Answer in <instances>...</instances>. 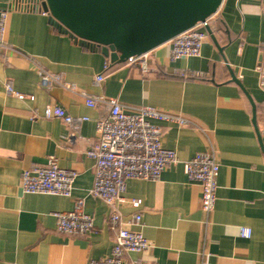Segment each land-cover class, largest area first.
Segmentation results:
<instances>
[{"label":"crops","instance_id":"crops-1","mask_svg":"<svg viewBox=\"0 0 264 264\" xmlns=\"http://www.w3.org/2000/svg\"><path fill=\"white\" fill-rule=\"evenodd\" d=\"M6 27L0 49V264H88L110 255L119 228L140 231L151 243L146 252L125 254L128 264H264V91L255 72L264 53V0H222L199 57L172 61L166 42L149 52L147 74L84 48L39 13H10ZM37 64L79 91L117 99L126 113L150 107L190 122L150 119L161 128V146L179 163L156 181H126L115 229L108 223L112 209L90 194L95 161L86 155L96 142V121L109 109L87 107L77 92L57 85L41 87ZM97 74L104 76L100 84ZM47 106L88 120L72 135L62 120L44 118ZM210 145L219 171L214 209L206 215L200 187L187 180L182 162ZM50 157L76 172L71 196L22 193L23 171ZM78 200L92 230L60 233L53 213L72 211ZM134 200L138 207L130 204ZM134 215H140L138 224ZM241 227L250 231L248 238L240 236Z\"/></svg>","mask_w":264,"mask_h":264},{"label":"built area","instance_id":"built-area-1","mask_svg":"<svg viewBox=\"0 0 264 264\" xmlns=\"http://www.w3.org/2000/svg\"><path fill=\"white\" fill-rule=\"evenodd\" d=\"M44 2V0H0V49L5 48V38L8 35L6 21L10 13H39L46 16L50 25L61 32V27L48 12L43 10ZM216 13L217 11L204 22L197 23L171 38L167 42L169 43V59L175 61L199 57L201 47L208 38L206 28L213 23ZM148 55L149 52L129 57L125 63L147 74L150 70L147 65ZM36 66L41 87L50 89L52 85H57L69 92H77L84 98L87 107L93 108L101 104L109 109L106 119L96 121V142L86 151V155L95 161L94 182L90 194L104 201L112 209L108 223L111 229H115L120 220L118 206L125 202L122 195L126 181L129 179L156 181L167 167L179 163L173 150L164 149L161 146V128L150 123V119L184 126L190 125V122L150 107H141L134 113H126L117 99L97 97L79 91L73 84L65 82L60 74L51 73L38 64ZM255 72L258 77V86L264 91V53L259 56ZM189 76L196 79L203 77L199 73H190ZM103 81L102 74L94 77L96 84ZM7 90L11 92L8 85ZM44 118L62 120L71 128L72 135L77 134L80 124L88 120L86 117H71L59 106H47L44 110ZM182 166L187 180L199 185L201 209L209 215L214 209L219 171L213 147L210 145L207 151L196 153L191 159L182 162ZM76 176L75 171L59 168L55 158L50 157L44 166L35 165L23 171L20 190L25 194L70 197ZM130 204L138 207L139 201H130ZM53 216L57 221V230L63 234L85 235L93 228L92 219L83 212V202L80 200L76 201L72 211L53 213ZM132 222L138 224L140 215H134ZM239 233L241 237L250 236V231L244 227L239 229ZM150 247L151 243L143 237L140 231L119 228L110 255L89 261L88 264H128L124 258L125 254L146 252ZM130 264L153 263L133 260Z\"/></svg>","mask_w":264,"mask_h":264},{"label":"water","instance_id":"water-1","mask_svg":"<svg viewBox=\"0 0 264 264\" xmlns=\"http://www.w3.org/2000/svg\"><path fill=\"white\" fill-rule=\"evenodd\" d=\"M43 10L79 42L125 62L204 22L222 0H44ZM208 35L210 29L206 28Z\"/></svg>","mask_w":264,"mask_h":264},{"label":"trees","instance_id":"trees-1","mask_svg":"<svg viewBox=\"0 0 264 264\" xmlns=\"http://www.w3.org/2000/svg\"><path fill=\"white\" fill-rule=\"evenodd\" d=\"M60 31H61L62 33H65V34L69 35L70 37H72L73 39L76 40V38H75L74 36H72L70 33H68V32H67L65 29H63L62 27L60 28ZM76 41H78V40H76ZM78 43H80L82 46H84V48L86 47V49L89 48L90 50H95V51L101 52V46L94 45V44H88V43H84V42H79V41H78ZM118 63L121 64V63H123V62H118Z\"/></svg>","mask_w":264,"mask_h":264}]
</instances>
